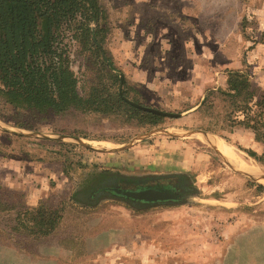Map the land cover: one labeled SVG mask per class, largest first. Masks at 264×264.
<instances>
[{
  "label": "rangeland",
  "instance_id": "rangeland-1",
  "mask_svg": "<svg viewBox=\"0 0 264 264\" xmlns=\"http://www.w3.org/2000/svg\"><path fill=\"white\" fill-rule=\"evenodd\" d=\"M99 2L108 17L104 48L127 99L178 116L140 126L75 110L33 114L0 102V122L80 138L100 149L154 129L199 130L264 172V163L246 153H264L258 105L264 92V0ZM61 37L77 91L85 97L97 81L95 56L72 32L63 28ZM231 71L247 76L249 110L218 92L204 102L209 91L226 90ZM100 78L107 84V77ZM243 119L259 128L262 141L237 124ZM174 174L188 181L177 203L138 209L126 199L93 202L79 194L114 177ZM55 210L61 219L48 236L16 228L19 213L50 219ZM31 218L25 223H34ZM0 264H264V181L233 172L190 135H151L127 151L101 154L67 139L0 129Z\"/></svg>",
  "mask_w": 264,
  "mask_h": 264
},
{
  "label": "trees",
  "instance_id": "trees-1",
  "mask_svg": "<svg viewBox=\"0 0 264 264\" xmlns=\"http://www.w3.org/2000/svg\"><path fill=\"white\" fill-rule=\"evenodd\" d=\"M107 19L99 0H0V102L11 109L33 114L60 115L75 110L119 117L124 122L135 120L140 126L160 123L163 117L141 111L125 101L128 97L124 81L119 89L118 76L112 72L113 61L104 48L109 33ZM63 28L72 32V38L83 50L95 56L92 64L97 81L90 84L85 97L77 91V79L62 46ZM101 76L107 77V84L102 82ZM226 85L224 91H209L204 102L218 92L235 106L249 110L253 92L246 74L229 72ZM258 105L263 109L264 129V92ZM237 124L250 129L255 141L263 140L259 128L247 119L238 120ZM246 153L264 163V153L257 155L250 150ZM258 188L261 189V185ZM27 215L34 223H25ZM33 216L30 211L19 213L17 230L48 236L61 219V211H53L50 219Z\"/></svg>",
  "mask_w": 264,
  "mask_h": 264
},
{
  "label": "water",
  "instance_id": "water-1",
  "mask_svg": "<svg viewBox=\"0 0 264 264\" xmlns=\"http://www.w3.org/2000/svg\"><path fill=\"white\" fill-rule=\"evenodd\" d=\"M120 83L122 82V76H119ZM125 101L133 106L134 108H137L141 111L148 112L154 115L162 116V117H177L178 114H172L164 111H160L151 107L142 106L140 104L134 103L128 99H125ZM0 129L7 131L9 133L18 135V136H25V137H34V138H53V139H67L72 142H75L82 147L86 148L87 150L101 153V154H111V153H117L121 151H125L129 148H131L136 142L141 141L151 135H165V136H195L198 137V139L203 142L206 146H208L211 151L214 152V154L220 159L221 162H223L229 169H231L233 172L244 176V177H262L264 178V172L259 169H250L248 171L242 170L239 167H236L232 163H230L227 158L224 156L222 152H220L217 148L212 146L208 140V134L204 131L199 130H188L183 128H160V129H154L149 132H145L143 134L137 135L136 137L130 139L127 142H124L122 144L116 145L114 147H111L109 149H100L95 148L89 145H86L82 139L66 136V135H46V134H39L34 131H29L22 128L12 127L8 126L7 124H4L0 122ZM171 175H168V177ZM116 193H122L123 196H126L127 198H131L133 200L138 201L137 204H133L134 207L138 209H145L148 207H152L155 205H161V204H172L179 202L177 199L178 194L175 192H172L170 190L161 189V188H152L147 190H140V191H123L115 189Z\"/></svg>",
  "mask_w": 264,
  "mask_h": 264
},
{
  "label": "flooded vegetation",
  "instance_id": "flooded-vegetation-1",
  "mask_svg": "<svg viewBox=\"0 0 264 264\" xmlns=\"http://www.w3.org/2000/svg\"><path fill=\"white\" fill-rule=\"evenodd\" d=\"M113 181L105 182L104 186H93L91 190L84 193L83 197L88 198L90 201L96 202L101 197H118L126 199L130 202L138 203V201L131 198L123 196L122 193H116L114 190L123 191H140L152 188H161L170 190L177 194L185 192L187 187V179L183 175H145L139 178H134L132 176H120L118 178H113ZM77 197V196H76ZM80 199V197H77ZM178 200V199H177Z\"/></svg>",
  "mask_w": 264,
  "mask_h": 264
},
{
  "label": "bare ground",
  "instance_id": "bare-ground-1",
  "mask_svg": "<svg viewBox=\"0 0 264 264\" xmlns=\"http://www.w3.org/2000/svg\"><path fill=\"white\" fill-rule=\"evenodd\" d=\"M208 140L212 146H214L220 152H222L224 154V156L227 158V160L230 163H232L233 165H235L236 167H239L240 169L246 170V171L254 168V167H251V166L245 164L243 162V160L238 155L233 153V151H232V149L228 143L224 142L223 140H221L219 138H208ZM92 144H94V143H92ZM101 144H102V142H101ZM103 144H104V142H103ZM104 149H108V148H104ZM252 179L255 181H264V178H262V177H254L253 176Z\"/></svg>",
  "mask_w": 264,
  "mask_h": 264
},
{
  "label": "crops",
  "instance_id": "crops-1",
  "mask_svg": "<svg viewBox=\"0 0 264 264\" xmlns=\"http://www.w3.org/2000/svg\"><path fill=\"white\" fill-rule=\"evenodd\" d=\"M128 150V149H127ZM127 150H125V151H127Z\"/></svg>",
  "mask_w": 264,
  "mask_h": 264
}]
</instances>
